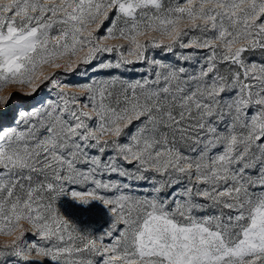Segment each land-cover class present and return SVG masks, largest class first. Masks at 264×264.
I'll list each match as a JSON object with an SVG mask.
<instances>
[{
    "label": "snow or ice",
    "instance_id": "obj_1",
    "mask_svg": "<svg viewBox=\"0 0 264 264\" xmlns=\"http://www.w3.org/2000/svg\"><path fill=\"white\" fill-rule=\"evenodd\" d=\"M21 219L0 264H264V0H0V232Z\"/></svg>",
    "mask_w": 264,
    "mask_h": 264
},
{
    "label": "rangeland",
    "instance_id": "obj_2",
    "mask_svg": "<svg viewBox=\"0 0 264 264\" xmlns=\"http://www.w3.org/2000/svg\"><path fill=\"white\" fill-rule=\"evenodd\" d=\"M101 34H103V30L101 31ZM133 78H135V74H133ZM82 82L84 81L76 80L75 78L72 81V83ZM13 87L20 86H9L6 91L12 90ZM39 95L42 96L44 95V93H40ZM108 154L110 155L111 153ZM137 194L140 195L142 193ZM107 195H113V193L110 192L107 193ZM57 203L61 213L73 223H75L82 231H91L93 234H100L111 223L112 217L109 213L108 208H106L104 204L98 200H92L87 205H85L82 202H77L68 195H64L59 198ZM28 239L32 240L34 239V237L29 236Z\"/></svg>",
    "mask_w": 264,
    "mask_h": 264
},
{
    "label": "clouds",
    "instance_id": "obj_3",
    "mask_svg": "<svg viewBox=\"0 0 264 264\" xmlns=\"http://www.w3.org/2000/svg\"><path fill=\"white\" fill-rule=\"evenodd\" d=\"M18 226L14 227L11 232H0V248L10 247L17 236L23 231H34L32 224L27 219H21ZM32 259L43 261L44 257L41 255L29 254Z\"/></svg>",
    "mask_w": 264,
    "mask_h": 264
}]
</instances>
